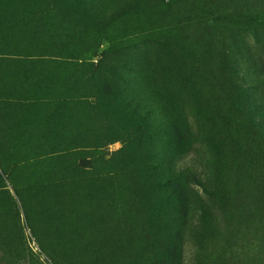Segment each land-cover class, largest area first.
Listing matches in <instances>:
<instances>
[{
  "label": "rangeland",
  "instance_id": "1",
  "mask_svg": "<svg viewBox=\"0 0 264 264\" xmlns=\"http://www.w3.org/2000/svg\"><path fill=\"white\" fill-rule=\"evenodd\" d=\"M0 264H264V0H0Z\"/></svg>",
  "mask_w": 264,
  "mask_h": 264
},
{
  "label": "trees",
  "instance_id": "2",
  "mask_svg": "<svg viewBox=\"0 0 264 264\" xmlns=\"http://www.w3.org/2000/svg\"><path fill=\"white\" fill-rule=\"evenodd\" d=\"M128 69L130 70H134V68L132 66H126ZM8 199V198H7ZM7 202V206H8V210H9V213H10V209L13 207V204L12 202H9L8 200L6 201Z\"/></svg>",
  "mask_w": 264,
  "mask_h": 264
}]
</instances>
